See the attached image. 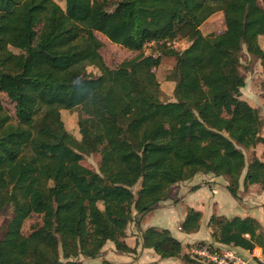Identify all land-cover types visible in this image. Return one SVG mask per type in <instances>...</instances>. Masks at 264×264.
<instances>
[{
  "label": "trees",
  "instance_id": "1",
  "mask_svg": "<svg viewBox=\"0 0 264 264\" xmlns=\"http://www.w3.org/2000/svg\"><path fill=\"white\" fill-rule=\"evenodd\" d=\"M219 12L224 29L203 33ZM263 22L264 0H0V216L11 210L0 264H83L79 257L98 258L108 242L134 253L128 226L140 229L197 175L225 178L236 200L241 189L264 193V162L245 156L264 144V121L241 98L240 62L245 51L264 78ZM97 33L133 56L110 68ZM178 40L188 46L172 47ZM165 57L173 60L170 102L155 74ZM75 109L80 139L61 119ZM80 154H99L100 174ZM135 181L134 193L125 185ZM201 217L188 209L179 231L198 232ZM207 225L212 243L264 256V224L254 218L212 215ZM204 244L185 253L167 229L140 231L142 249L184 264H209L188 252Z\"/></svg>",
  "mask_w": 264,
  "mask_h": 264
},
{
  "label": "rangeland",
  "instance_id": "2",
  "mask_svg": "<svg viewBox=\"0 0 264 264\" xmlns=\"http://www.w3.org/2000/svg\"><path fill=\"white\" fill-rule=\"evenodd\" d=\"M109 4H113L114 0H108ZM61 3V2H60ZM62 5V4H60ZM108 9V8H107ZM113 6L110 7L108 10H112ZM223 16L224 14L217 13L211 18H209L207 21H205L202 26L201 30L203 33L208 32H214L219 33L224 29V22H223ZM263 29H264V22H263ZM97 38L102 43V48L100 50L103 59L105 61V64L109 66L110 68H117L123 61L131 58L133 55L127 51L126 49L122 48L119 45H116L109 40H107L103 35L97 33ZM178 43L177 49H184L187 47L188 43L186 40H178L176 41ZM150 50H146L145 53L148 54ZM155 54V53H154ZM241 62V71L243 75L245 76V86L242 88V99L246 100L250 105L253 107H256L260 111V116L262 120L264 121V111H263V88L261 87V83L264 80L262 75V70L259 65V62L255 60L254 58H251L248 54H246L245 51L242 52L240 57ZM172 64L173 60L171 58L165 57L163 59L162 66L155 71L157 81L159 82L161 86V100L163 102H170L174 100L173 96V83L169 78H171V72H172ZM89 72H92L94 75H97L98 73L93 69L89 68ZM1 102L3 104V108L5 112L10 115L12 118H14V108L13 104L9 101L6 94L1 93ZM79 109H75L73 111H62L61 119L63 121L65 129L76 139H80L77 121L79 116ZM264 154H262L260 157H263ZM246 160L248 162H251L252 160L256 159L257 156L253 153H246ZM80 163L84 167L92 170L93 172H96L100 174L99 171V163H100V156L99 154H90V155H84L80 154ZM206 184L205 180H202L200 176L196 177L194 182H192L189 186L184 185L183 190H178L179 192L175 194L171 200L167 202V210L175 209L174 216H177L178 214H182L183 212V203H185L187 200H183L187 194L190 192L189 188L192 187L195 184ZM127 188H130L134 193L138 191L140 182L135 181L131 184L125 185ZM147 217V222H152V219H148L150 217L155 218L154 216ZM11 218V210L6 209L3 214L0 216V236L3 235L5 231V226L8 220ZM38 219L36 217H32L25 221L23 227H22V233L24 235H27L29 233L30 227L37 221ZM144 222V221H143ZM156 223V222H155ZM162 225L161 223H159ZM177 220H172L168 223V226L171 228H176ZM262 225V224H261ZM145 225L142 223L141 227L143 228ZM204 233L202 232L199 235L200 239L208 238V228H202ZM174 232V231H173ZM127 236L125 238V241L133 246L135 243H138V238L140 232L137 231L134 224H130L127 229ZM176 233H180L176 229ZM203 241V240H202ZM182 242V241H181ZM205 243H210L213 245L211 237H209V241ZM184 252L186 253V250L184 249ZM130 255V254H129ZM190 257H193L190 255ZM128 258V259H127ZM109 260L111 262H114L115 264H161V261L157 259L151 252H146L141 250L140 246L136 244V252L133 254V256L128 255H118L115 251V247L112 243H107L105 247L102 249L101 254L98 258L95 260H90L84 257H79L77 261H80L83 264H99L101 260ZM63 264H65V261H63ZM176 264H184L181 261H176Z\"/></svg>",
  "mask_w": 264,
  "mask_h": 264
},
{
  "label": "crops",
  "instance_id": "3",
  "mask_svg": "<svg viewBox=\"0 0 264 264\" xmlns=\"http://www.w3.org/2000/svg\"><path fill=\"white\" fill-rule=\"evenodd\" d=\"M241 93H242V89H241ZM250 106L253 107L252 105ZM262 136L264 137V131H263ZM253 153L257 156L256 159L258 161L264 162V155L263 157H260L262 154H264V144L257 145L255 150L251 152V155ZM198 176H200L202 180H205L206 184L199 185L198 183L197 184L194 183L195 185L189 188L190 192L183 199L187 201L183 203L182 205H180V206H183V209H184L182 214L180 213L177 216H174L176 210L175 209L167 210L168 209L167 202L171 200L172 197L179 192L178 190L180 189L183 190L184 185L189 186L192 182H194V180ZM226 186H227V182H226V179L223 177H214L213 175H210V174L209 175H197L192 180L177 185L173 189L170 195V198L168 200H166L165 202H161L154 211L149 212L142 217V220L140 223V229H137L136 226L135 228L137 229L138 232H140L141 230H145L149 227H155L158 229H167L175 239H177L179 242L182 241L181 244L183 246V251L185 249L187 252L186 247L188 245L198 243V242H208L209 241V237H210L212 230L210 227H208L207 224H208L209 218L212 215L223 216L228 219L233 218V217H241V218L251 217L263 225L264 224V216H263L264 193L259 192V193L244 194L241 189L239 193L240 200H236L234 197H232L228 193V191L226 190ZM188 209H193L202 214L200 228L198 232L192 233V234H185L179 231V225L185 218V215ZM151 214H153L152 216H154L155 218L153 219V217H150L148 219H152L154 223L147 222L146 220H144V219H147V217L150 216ZM172 220H177L176 228L174 229L168 226V223L171 222ZM142 223H144L145 225L143 228L141 227ZM159 223H161L162 225H160ZM204 227L208 228L209 237L207 239L206 238L200 239L199 235L202 232L204 233V231L202 230V228ZM176 229L180 233H176ZM126 236H127V233H126ZM124 242L128 247L135 249V252H136V244H138L141 248L140 234L138 238V243H135L133 246L129 245L125 241V239H124ZM108 243L110 244V242ZM234 249H236L243 256H253L254 264H264V256L262 255V252L259 248H255L252 252H248L240 248H234ZM141 250L146 251V252H151L155 257H157L158 260L161 261V264H176V261H181L180 259H176V258L160 259L152 250L142 249V248ZM135 252L131 253L130 255L129 254H119V253L117 254L121 256L122 255H128V256L132 255L133 256ZM257 257H259L260 261L257 259Z\"/></svg>",
  "mask_w": 264,
  "mask_h": 264
},
{
  "label": "built area",
  "instance_id": "4",
  "mask_svg": "<svg viewBox=\"0 0 264 264\" xmlns=\"http://www.w3.org/2000/svg\"><path fill=\"white\" fill-rule=\"evenodd\" d=\"M171 45L177 48L178 43L173 41ZM188 252L209 264H254L253 256H243L236 249L221 244L206 243L192 247ZM257 259L260 261L259 257Z\"/></svg>",
  "mask_w": 264,
  "mask_h": 264
}]
</instances>
